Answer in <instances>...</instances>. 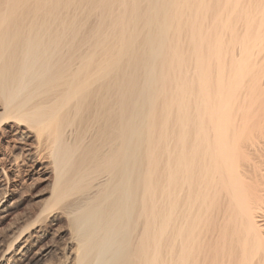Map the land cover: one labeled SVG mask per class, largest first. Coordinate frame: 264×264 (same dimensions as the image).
I'll return each mask as SVG.
<instances>
[{
  "label": "bare ground",
  "instance_id": "1",
  "mask_svg": "<svg viewBox=\"0 0 264 264\" xmlns=\"http://www.w3.org/2000/svg\"><path fill=\"white\" fill-rule=\"evenodd\" d=\"M1 137L0 264H264V0H0Z\"/></svg>",
  "mask_w": 264,
  "mask_h": 264
},
{
  "label": "rangeland",
  "instance_id": "2",
  "mask_svg": "<svg viewBox=\"0 0 264 264\" xmlns=\"http://www.w3.org/2000/svg\"><path fill=\"white\" fill-rule=\"evenodd\" d=\"M0 146H1L0 147V149H1L0 150V154L2 155V156L0 155V159L1 158L4 159V157H5L4 162L6 160L11 161V158L13 157V154L15 155V154L18 153V151L15 150L17 146L14 144L12 139H9V138L8 139H5V138L2 139V137H1L0 138ZM263 149H264V146H263ZM43 151H45V150L42 149V151H39V153H41V152L42 153L46 152V153L45 154L41 153L43 157L41 156V154H39L40 155L39 157L44 159V160H47L48 159V157H47L48 156V152L47 151L43 152ZM262 154H264V151L262 152ZM262 154H260V155L262 156ZM7 155H8V157H7ZM262 158H263L262 161H264V156ZM6 163H7V161L5 162V164ZM8 163H10V162H8ZM32 167H33L32 164L28 163L25 160V157L22 156V157H20L17 160L16 164L12 168H10V169L9 168H5V170L7 171L6 172L7 177H9V180L11 179L10 180L11 182L9 181V185L13 186V187L14 186L15 187H19V188L21 187L20 189H22L21 190L22 196L24 195L23 196V205L22 206H24V205L27 206V207L29 206V209L34 207V203L36 202V197H38L39 195H42V192L43 191L45 192V190H47L46 187L48 188V186H47L48 182L44 181L42 177L37 176V175H40V174H35L34 171L32 172V169H33ZM16 183L18 184V186H17ZM22 206L20 207L21 209L19 208L20 212L22 211L23 208H25V207H22ZM259 221H260V224L264 227V225H263L264 224V215L261 216Z\"/></svg>",
  "mask_w": 264,
  "mask_h": 264
}]
</instances>
